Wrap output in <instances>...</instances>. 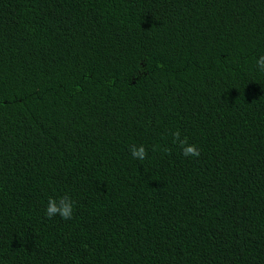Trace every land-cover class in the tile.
<instances>
[{"label":"trees","instance_id":"1","mask_svg":"<svg viewBox=\"0 0 264 264\" xmlns=\"http://www.w3.org/2000/svg\"><path fill=\"white\" fill-rule=\"evenodd\" d=\"M262 55L264 0H0V264H264Z\"/></svg>","mask_w":264,"mask_h":264},{"label":"clouds","instance_id":"2","mask_svg":"<svg viewBox=\"0 0 264 264\" xmlns=\"http://www.w3.org/2000/svg\"><path fill=\"white\" fill-rule=\"evenodd\" d=\"M257 67L261 72H264V55L260 56L257 60ZM174 137V142L178 143L182 155L187 157H199L200 150L196 145L189 144L187 138L181 139V134L179 131L172 133ZM130 152L133 159L145 160L147 158V150L143 145L130 146ZM74 201L69 196H62L57 198L50 197L47 202V207L45 209V215L48 219H52L59 216L63 220H70L73 218Z\"/></svg>","mask_w":264,"mask_h":264}]
</instances>
